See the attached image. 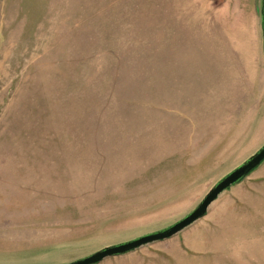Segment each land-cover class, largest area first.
<instances>
[{
  "label": "rangeland",
  "instance_id": "1",
  "mask_svg": "<svg viewBox=\"0 0 264 264\" xmlns=\"http://www.w3.org/2000/svg\"><path fill=\"white\" fill-rule=\"evenodd\" d=\"M263 0H0V264L167 229L264 146ZM99 264H264V163L171 239Z\"/></svg>",
  "mask_w": 264,
  "mask_h": 264
},
{
  "label": "water",
  "instance_id": "2",
  "mask_svg": "<svg viewBox=\"0 0 264 264\" xmlns=\"http://www.w3.org/2000/svg\"><path fill=\"white\" fill-rule=\"evenodd\" d=\"M262 30L264 46V0L262 4ZM263 163L264 146L257 153L251 156L247 161L235 168L232 172H230L217 184H215V186H213L209 190V192L193 212H191L172 226L168 227L165 230L151 233L126 243L105 247L104 249L71 264H99L105 259L124 256L146 245H150L156 242H162L173 238L197 221L204 218L207 215L210 206L219 198L222 193L242 182Z\"/></svg>",
  "mask_w": 264,
  "mask_h": 264
},
{
  "label": "crops",
  "instance_id": "3",
  "mask_svg": "<svg viewBox=\"0 0 264 264\" xmlns=\"http://www.w3.org/2000/svg\"><path fill=\"white\" fill-rule=\"evenodd\" d=\"M263 97H264V94H263ZM263 100H264V98L261 99V101H263Z\"/></svg>",
  "mask_w": 264,
  "mask_h": 264
}]
</instances>
